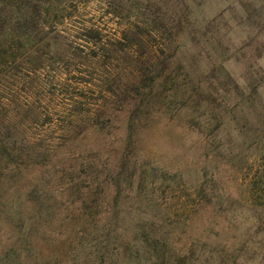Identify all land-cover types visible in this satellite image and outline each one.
Instances as JSON below:
<instances>
[{
    "label": "rangeland",
    "instance_id": "rangeland-1",
    "mask_svg": "<svg viewBox=\"0 0 264 264\" xmlns=\"http://www.w3.org/2000/svg\"><path fill=\"white\" fill-rule=\"evenodd\" d=\"M151 1L158 25H180L119 45ZM62 14L0 67V264L264 252V0H78Z\"/></svg>",
    "mask_w": 264,
    "mask_h": 264
},
{
    "label": "trees",
    "instance_id": "trees-1",
    "mask_svg": "<svg viewBox=\"0 0 264 264\" xmlns=\"http://www.w3.org/2000/svg\"><path fill=\"white\" fill-rule=\"evenodd\" d=\"M78 0H0V67L8 63L11 64L19 57V52L23 55L28 53L27 47L31 44L39 45L41 42L38 40L39 35L45 32L46 29L52 28L53 23L64 17L63 11H66L68 6ZM111 6V3L109 4ZM148 8L153 9L146 12V22H129L127 28L123 30V40L118 41L119 45H129L131 47H140L143 42L148 39L154 38L156 33L161 31H172L177 25H180L182 18L177 20L173 15V21L163 26L158 25V19L155 15L163 13L164 7L157 2L151 1ZM170 10L166 8V13ZM110 13V12H109ZM121 18L118 12H111V14ZM173 14V13H172ZM149 15V17H148ZM156 21V22H155ZM171 29V30H170ZM100 33L95 32V35L88 34V39H97ZM146 38V39H145ZM145 39V41H143ZM18 51V53L16 52ZM38 70V68H35ZM1 73V72H0ZM1 144V141H0ZM0 152L7 153V146L1 144ZM252 194L254 204L257 206L263 205L264 208V178H260L254 182L252 187ZM159 245V244H158ZM258 248L254 255L244 264H251L258 261L264 264V252L258 254ZM264 251V249H263ZM194 252V250L192 251ZM157 256H161L159 253Z\"/></svg>",
    "mask_w": 264,
    "mask_h": 264
}]
</instances>
